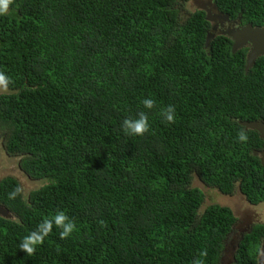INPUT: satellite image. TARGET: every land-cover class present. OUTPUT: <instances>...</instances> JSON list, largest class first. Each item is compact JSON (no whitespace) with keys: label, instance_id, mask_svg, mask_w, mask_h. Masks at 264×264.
Returning <instances> with one entry per match:
<instances>
[{"label":"trees","instance_id":"16d2710c","mask_svg":"<svg viewBox=\"0 0 264 264\" xmlns=\"http://www.w3.org/2000/svg\"><path fill=\"white\" fill-rule=\"evenodd\" d=\"M190 0H11L0 14V157L21 176L0 180V264H221L236 217L206 202L202 185L264 199L258 133L264 118V55L246 72L250 47L232 50ZM242 24L264 25V0H214ZM151 97L149 110L141 101ZM174 105L168 124L162 108ZM144 111L149 131L121 123ZM243 131L245 140L239 139ZM22 179H28L25 195ZM32 183L33 185H31ZM20 185L22 196L9 198ZM64 211L29 256L19 245ZM257 229L233 264H257ZM206 251V256H200Z\"/></svg>","mask_w":264,"mask_h":264},{"label":"water","instance_id":"95a60500","mask_svg":"<svg viewBox=\"0 0 264 264\" xmlns=\"http://www.w3.org/2000/svg\"><path fill=\"white\" fill-rule=\"evenodd\" d=\"M192 10H203L206 13V19L211 23V29L208 32L206 47H209L212 40L217 35H227L233 40L232 50L236 51L242 47H251L247 55L246 71L255 64L258 57L264 55V25L253 26L251 23L241 26V16L237 19H231L227 13L222 12L214 0H190L188 2ZM246 129H252L260 133L264 138L263 121H239ZM262 157L264 163V151H255ZM0 216L11 218L12 214L4 205L0 206ZM238 244L235 246H225L221 264H233L236 261Z\"/></svg>","mask_w":264,"mask_h":264},{"label":"clouds","instance_id":"9594fccd","mask_svg":"<svg viewBox=\"0 0 264 264\" xmlns=\"http://www.w3.org/2000/svg\"><path fill=\"white\" fill-rule=\"evenodd\" d=\"M10 2L11 0H0V14L7 12ZM8 83V77L3 72H0V87L6 90ZM141 103L144 108L149 110L153 109L156 106V101L151 97L142 99ZM160 115L163 118L164 122L168 124L174 123L176 119L175 106L171 104L167 105L166 107L161 109ZM121 128L126 135L143 136L146 132L149 131L150 128L148 114L144 111H141L135 118L131 116L125 117L121 123ZM246 138L247 137L245 133L241 131L239 133V139L245 140ZM23 193L24 189L20 185H18L9 193V198L14 199L17 196H22ZM54 226L60 229V239L68 238L76 229L75 222L70 219V217L64 211H57L50 218L41 220L32 232L24 236L19 245V248L24 250L29 256L33 255L36 247L40 244H43L45 237H47L52 232ZM206 255V251H202L200 253V256ZM193 264H203V261L200 259H196Z\"/></svg>","mask_w":264,"mask_h":264},{"label":"flooded vegetation","instance_id":"af4514ba","mask_svg":"<svg viewBox=\"0 0 264 264\" xmlns=\"http://www.w3.org/2000/svg\"><path fill=\"white\" fill-rule=\"evenodd\" d=\"M240 24H241V26L246 25V24H242V19H241ZM250 49H251V47H250ZM256 61H257V59H256ZM256 61H255V63H256ZM246 66H247V64H246ZM245 69H246V67H245ZM254 121H263L264 122V118L261 117V118H258L257 120H254ZM257 133H258L260 139L262 140L263 144H262L261 148L254 149V154H255V151H264V138L261 137L259 132H257ZM255 155L258 156L261 163L264 165L262 157L258 154H255ZM235 195H239V199H240V200H238L240 202V204H239V206L236 205L237 206L236 210H234L228 204L227 205L224 204V206H228L232 209V211L236 217L235 223L233 224V229L231 230V232L229 233V235L226 239L225 246L226 245L227 246H235L236 244H238V249H239L240 242L245 237V235L252 233L254 229L258 228L257 234L260 235L259 236L260 237L259 238L260 239V245H259L258 254H257V264H264V199L261 200L260 202H255V203L251 202L248 199V197L238 188H236L233 193H228V194L222 193L221 194L222 197L220 199L221 200L224 199V201L227 202L229 197H233ZM1 205L2 204H0V206ZM11 214H12L11 218H13L14 215L12 212H11Z\"/></svg>","mask_w":264,"mask_h":264},{"label":"rangeland","instance_id":"374dc122","mask_svg":"<svg viewBox=\"0 0 264 264\" xmlns=\"http://www.w3.org/2000/svg\"><path fill=\"white\" fill-rule=\"evenodd\" d=\"M189 8H191L189 6ZM5 91V89H3L2 87H0V92ZM20 166H19V159H15V158H7L5 156H1L0 157V180L4 177V176H21V172H20ZM29 180L27 179H22L21 183L26 187L25 188V195L29 194V190L30 187L28 185ZM31 185H33L32 183H30ZM195 185L200 186L201 188H203V190L205 191L206 194V202L205 204L208 205L210 203H218V204H222V205H229L231 206L234 210H236V207L239 206L240 202L238 200L239 199V195H235L233 197H229V199L226 201L221 200L220 198L222 197L221 194L218 191H212L209 188H206L204 185H202V183L199 180H195ZM237 205V206H236ZM238 209V208H237Z\"/></svg>","mask_w":264,"mask_h":264}]
</instances>
